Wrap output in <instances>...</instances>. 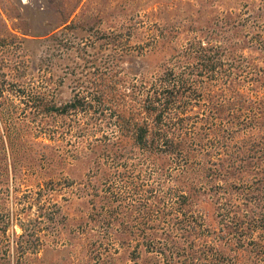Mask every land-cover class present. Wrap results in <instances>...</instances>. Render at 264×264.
I'll return each instance as SVG.
<instances>
[{"label": "rangeland", "instance_id": "374dc122", "mask_svg": "<svg viewBox=\"0 0 264 264\" xmlns=\"http://www.w3.org/2000/svg\"><path fill=\"white\" fill-rule=\"evenodd\" d=\"M196 54H215L216 72L180 157L141 165L126 141H98L104 121L92 134L86 116L41 109V97L63 105L98 79L130 89ZM251 72L264 74V0H0V264H264V80ZM211 115L224 130L212 141ZM141 178L177 186L199 233L117 215L107 186Z\"/></svg>", "mask_w": 264, "mask_h": 264}, {"label": "trees", "instance_id": "16d2710c", "mask_svg": "<svg viewBox=\"0 0 264 264\" xmlns=\"http://www.w3.org/2000/svg\"><path fill=\"white\" fill-rule=\"evenodd\" d=\"M214 57L215 54L210 56L196 54L195 62L183 66L169 65L149 82L144 81L146 78L140 81L134 79L130 89L117 82L98 79L92 83L91 88L88 87L82 93L76 92L63 105L58 106L41 97V109L59 117L69 114L86 116L91 124L82 121L79 125L82 128L89 127V132L92 134L100 131L98 124L104 121L110 128L111 135L102 133L98 141L111 146H119L127 142L132 150L137 149L142 153L143 159H138L141 165L143 162L149 164L155 154L159 153H175L180 157L183 154V146L178 150L175 148L179 144L184 145V138L190 133L196 120L200 119L194 112V109L203 103V95L198 92V88L216 72ZM250 78L253 82H259L261 79L264 80V74L254 75L251 72ZM261 87L262 85L255 92H259ZM206 91H216V89L210 87ZM212 106L216 108V103ZM211 111L214 113L217 110L211 109ZM191 117H193L192 121L188 124ZM212 117H215L214 123L206 120L204 125V131L210 133L211 141L216 139L218 133L224 132L218 117L209 116ZM229 132L233 135L235 133L230 130ZM193 134L195 135L196 132L194 131ZM235 139L236 137H231L229 144L235 143ZM163 175L169 180L173 179L169 170H163ZM138 181L132 184V190L127 189L123 184L113 185L112 182L107 186L106 192L111 196V201L119 204L117 207L124 210L121 214L116 213L117 215L125 217L126 213H130L133 219L144 221L149 228L152 227L151 223L156 222L152 229L165 231L166 234L175 231L180 238L187 234V230L199 233L198 225L203 222V218L185 210V207L189 206V200L177 186L173 185L162 191L160 190L163 189L162 184L152 186L148 184V179L142 178ZM162 182L163 180L160 181ZM51 186L53 185L50 182L46 183L44 188H41V195L45 189L50 190ZM102 211L106 212L104 208ZM220 237L226 239L225 232H221ZM15 250L19 251V255H23L35 250V247L20 245ZM205 257L206 260L209 255L205 254Z\"/></svg>", "mask_w": 264, "mask_h": 264}]
</instances>
